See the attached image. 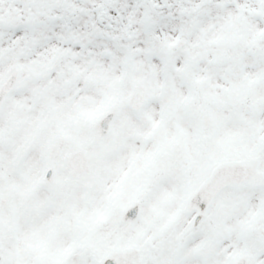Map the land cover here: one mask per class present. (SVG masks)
I'll use <instances>...</instances> for the list:
<instances>
[{"label":"snow or ice","instance_id":"obj_1","mask_svg":"<svg viewBox=\"0 0 264 264\" xmlns=\"http://www.w3.org/2000/svg\"><path fill=\"white\" fill-rule=\"evenodd\" d=\"M0 264H264V0H0Z\"/></svg>","mask_w":264,"mask_h":264}]
</instances>
